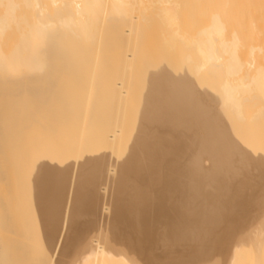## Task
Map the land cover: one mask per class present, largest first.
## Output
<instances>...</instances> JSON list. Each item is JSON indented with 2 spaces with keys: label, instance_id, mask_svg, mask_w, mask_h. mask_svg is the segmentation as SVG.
I'll return each mask as SVG.
<instances>
[{
  "label": "bare ground",
  "instance_id": "1",
  "mask_svg": "<svg viewBox=\"0 0 264 264\" xmlns=\"http://www.w3.org/2000/svg\"><path fill=\"white\" fill-rule=\"evenodd\" d=\"M141 1L0 0V205L12 173L51 186L0 209V264H264V28Z\"/></svg>",
  "mask_w": 264,
  "mask_h": 264
},
{
  "label": "rangeland",
  "instance_id": "2",
  "mask_svg": "<svg viewBox=\"0 0 264 264\" xmlns=\"http://www.w3.org/2000/svg\"><path fill=\"white\" fill-rule=\"evenodd\" d=\"M19 1H21V0H19ZM135 1H140V0H135ZM150 1V0H149ZM155 1V0H154ZM195 3H194V2ZM200 1V2H199ZM214 0H181V2H182V4H181V6L179 7V10H180V14H178L177 13V17H179V21L180 22H182V23H179L180 24V26H182V24L184 23V22H187V23H184V24H186L187 25V27H188V31H187V33L190 35V34H192V33H194L193 31L195 30H193V29H191V30H193L191 33H189V27H192V28H197L198 26H197V24H199V26H201L202 25V27H199L200 29H203L205 26L207 27V25L208 26H210L211 25V20L213 19V16H217V17H219V16H222L224 19H222V20H224L225 22H223L224 23V26L226 27V29H225V31L226 32H223V34L225 33L226 35H224V36H226V38H229L230 36H231V34H236L237 32H236V30H238V29H241L239 26L240 25H242V23H238V21H240V19L239 20H237V22H235L234 23V21H236L235 19H233V18H235V16H237L236 18H239V15L242 17L241 18V22L243 21V23H245L246 21L247 22H249L248 21V19L250 20V22H249V24L248 25H250V23H251V25H252V27L254 26L253 25V23H257V21L258 22H261L260 24H257V26H256V24H255V27H258L259 25H260V27L263 29L264 27H263V25H264V22L262 21V20H264V17H263V15H256L255 13H257V11L259 10V7H257L256 8V6L255 5H253V3H252V1L251 0H248V2H246V0H244L246 3H248L247 5L249 6L250 4H252L253 5V7H255V9L252 7V5H250L251 7H252V9H254V11L256 10V9H258L257 11H253L254 13H251L250 11H251V7H247L245 4V2L242 0H240L242 3L240 4L241 6L239 7L238 5V11H239V13H238V11L236 10V9H234V7H232V5H236V4H238V3H236V1H234V3H232L233 1L232 0H221V2H219V1H217L216 2V0H215V2H213ZM227 1H231V3L232 4H228V5H230V7L228 6V8L229 9H225V10H229L230 12H231V9L233 8L234 9V11L233 12H231V13H229V11H223V6L225 7V8H227L226 7V5H227ZM238 2H239V0H237ZM141 2H143V0L141 1ZM148 1H146V3H147ZM150 2H152L153 3V5H152V3H150ZM150 2H148V6L146 7V5L147 4H145L144 2V5L142 4H139V5H134V6H132V7H130L131 9H130V11H133L134 10V13L136 14V12H138V11H141L142 10V7L144 8V6H145V8H148V7H150V8H152V9H150V10H153V8L155 9V10H158V8L160 7V5H158V4H155L154 2H153V0H151ZM184 2V3H183ZM223 2V3H222ZM227 2V3H226ZM250 2V3H249ZM149 3H150V5H149ZM204 3V4H203ZM207 4V6H206V4ZM218 3H220V4H218ZM155 4V5H154ZM192 4V5H191ZM217 4V5H216ZM49 5H50V3H49ZM141 5V6H140ZM159 6L157 9L155 8V7H157V6ZM220 5V6H219ZM154 6V7H153ZM206 6V7H205ZM237 6H235V7H237ZM22 7V6H21ZM23 7H24V9H23ZM22 7V9L20 10V12H18V13H20V14H22V13H24V14H22V15H24V17L26 18V20H30V19H28V18H30L31 17V15H30V13H31V11H30V9L28 10L25 6H23ZM163 7V6H162ZM162 7H160L159 9H162ZM205 7V8H204ZM209 7H210V9H212V10H214L215 12L216 11H218L217 13H218V15L215 13V12H213V11H211L210 9H209ZM216 9H215V8ZM232 7V8H231ZM247 7V8H246ZM26 8V9H25ZM144 8V9H145ZM195 9V11H194V9ZM221 8H223V9H221ZM231 8V9H230ZM242 8H244L243 10L245 11V10H250V11H245V13L244 12H242L243 10H242ZM48 9H51V5H50V7L48 8ZM141 9V10H140ZM143 9V10H144ZM218 9V10H217ZM222 10V12H225L224 14L222 13V15L220 14L219 15V13H220V11L219 10ZM232 9V10H233ZM260 9H261V7H260ZM264 9V8H263ZM263 9L262 10H260L259 12H261V14H262V12H263ZM2 10H3V7H2V5H1V3H0V14H1V12H2ZM22 10H26L25 12L24 11H22ZM150 10H146L145 9V11H150ZM236 10V11H235ZM30 11V12H29ZM198 11V12H197ZM205 11V12H204ZM29 12V13H28ZM127 12H128V10H127ZM142 12L143 11H141L140 13L142 14ZM182 12L184 13V14H182ZM193 12H196V14H194ZM235 12H237V13H235ZM247 12V13H246ZM17 13V14H18ZM192 13L194 14V15H192ZM214 13V14H213ZM233 13H235V16H234V14ZM242 13H243V16H242ZM249 13V14H248ZM28 14V15H27ZM144 14V13H143ZM201 14V15H200ZM213 14V15H212ZM245 14H246V16H245ZM247 14L249 15V16H247ZM256 16H254V15ZM260 14V13H259ZM25 15H27V16H25ZM184 15V16H183ZM195 15H196V17H195ZM209 15H211V16H209ZM228 15H230V17H231V19H233L234 21L232 22L233 24H228L229 22H227V19H229L227 16ZM252 15H253V17H252ZM186 16H188L187 18H186ZM193 16L195 17V19H193ZM225 16V17H224ZM234 16V17H233ZM180 17H182L183 18V20H182V18H180ZM185 17V18H184ZM207 17V18H206ZM226 17H227V19H226ZM233 17V18H232ZM247 19H246V18ZM252 17V18H251ZM256 18V20H255V18ZM258 17V18H257ZM261 17H263V18H261ZM197 18V19H196ZM210 18H211V20H210ZM244 18V19H243ZM253 18H254V20L256 21V22H254V20H253ZM260 18L262 19L261 21H260ZM184 19H186V20H184ZM189 19V20H188ZM221 19V18H220ZM226 19V20H225ZM231 19H229V20H231ZM246 19V20H245ZM193 20V21H192ZM203 20V21H202ZM184 21V22H183ZM211 21V22H210ZM232 21V20H231ZM159 22V23H158ZM158 22H156L155 24H157V25H153L154 27H158L159 26V24H161L162 25V22H160V20L158 21ZM190 22L193 24H191L190 25ZM195 22H197V23H195ZM227 22V25H230V27L229 26H227L225 23ZM253 22V23H252ZM210 23V24H209ZM231 23V22H230ZM234 24H236V25H234ZM237 24H238V26H237ZM160 25V26H161ZM185 25V26H186ZM246 25V24H245ZM185 26H182V27H185ZM204 26V27H203ZM231 26L232 27H234V30L237 28V27H239L238 29H236L235 31L234 30H232L231 29ZM235 26H237L236 28H235ZM186 27V28H187ZM228 27V28H227ZM245 28H250L251 29V26H247V27H244V29ZM16 29V28H15ZM15 29H14V27H12V29L10 28L9 29V31H6V33H5V36H7L8 37V40H6L7 39V37H6V39L4 38V41L6 40L7 41V43H4V44H7L6 46L5 45H3V46H5V49H11V47L13 46V44L15 45V43H17L19 40H18V31H15ZM231 29V30H230ZM261 29V30H262ZM17 30V29H16ZM154 30V29H153ZM153 30H151V31H153ZM198 30V29H197ZM232 31V32H230V31ZM242 31H243V27H242V29H241ZM257 31V30H255V31H253V30H247L246 29V37H248L247 35H248V33L250 32V34L249 35H253L252 34V32L251 31H253V32H255V34H259L260 33V36L262 37L263 36V33H264V31H263V33H262V31ZM13 33V34H11V35H9L11 32ZM15 31V32H14ZM196 31V30H195ZM201 30H199L198 32H200ZM247 31H248V33H247ZM154 32V31H153ZM231 34H230V33ZM234 32H236V33H234ZM245 32V30L243 31V33ZM259 32V33H258ZM15 33V34H14ZM196 34H197V31L195 32ZM152 34V33H151ZM196 34L193 36V38L194 39H196ZM241 35L242 33H240V30H239V32H238V34H236V35ZM262 34V35H261ZM193 35V34H192ZM198 35V34H197ZM227 35H230L229 37H227ZM9 36L11 37L10 39H9ZM241 36H244V35H241ZM256 36V35H255ZM259 35L257 36L258 38L260 37ZM15 37V38H14ZM261 37L259 38L260 40H261ZM14 38V39H13ZM198 38V37H197ZM255 37H253V39H254ZM262 38H264V37H262ZM150 39V38H149ZM246 39V38H245ZM248 40L247 41H250V39L249 38H247ZM11 42H10V41ZM16 40V41H15ZM3 41V42H4ZM246 41V40H245ZM262 41H264V39H262ZM8 43H10L9 45H8ZM8 47V48H7ZM8 51V50H7ZM264 58V57H263ZM259 59V58H258ZM257 59V60H258ZM264 59H260V61L258 60L257 61V63L259 62H262L263 64H264ZM205 162H207V163H205V165H207V164H209V161L208 160H206ZM34 171L35 170H29V172H28V170H23L22 172H19V173H17V172H15V173H17L16 174V176H15V178H14V175H13V173H12V175L11 176H13L12 177V179L10 178V181L8 182V186H10V187H14L13 189L14 190H12V191H14V194H15V198H13L12 200L11 199H7V201H5V203L4 204H2V207H1V205H0V209H2V211L4 210V208H5V210H4V212L5 211H8L9 213H15V210H17V208H18V210H20L21 208H25V209H27V207L29 208V205L31 204V203H35V202H38V201H40L41 203H42V200H44L43 198H42V200H35V198H34V196L36 195V194H39V195H41V197H45L47 194H48V192H50V190H48L50 187H48L49 186V184L47 183V182H42V180H44L45 178H44V176H48L49 174H47V172L45 171V170H40L39 171V173H35V174H37V176L39 175L40 176V181L39 180H35V177H34V175L35 174H33L34 173ZM30 173V176H31V172H32V178H31V180H30V182L31 183H33V184H31L30 183V185L27 183V176H25L26 174L28 175V173ZM41 172V173H40ZM255 173V172H254ZM9 175V174H8ZM42 175V176H41ZM26 177V178H25ZM28 177H29V175H28ZM18 178V179H17ZM19 178H20V180H19ZM30 178V177H29ZM13 179H14V182H12V186L9 184V183H11V180L13 181ZM33 180H35V182L33 181ZM25 181V182H24ZM29 181V180H28ZM0 182H2L0 185V187H3L4 188V185H6V184H4L5 182H3V180H1ZM18 182V183H17ZM23 182H24V185H23V187H22V184H23ZM15 183V184H14ZM28 186H30V189H31V191H28V189H27V185ZM46 183V184H45ZM262 183H263V185H262ZM3 184V185H2ZM17 184V185H16ZM19 184H21L20 186H19ZM35 184L36 185H39V187L41 188H39V187H35ZM43 185V186H42ZM16 186V187H15ZM25 186V187H24ZM27 186V187H26ZM31 186L33 187V188H35V189H37L38 188V191H43V193L44 192H46L47 190H48V192H46V195H45V193L42 195V192H41V194L37 191H34L35 189H33V188H31ZM47 186V187H46ZM261 186V187H260ZM263 186H264V179H262L260 182H259V186H258V188L255 190V193L257 194V195H260V197L261 196H263L264 195V188H263ZM10 187H7L8 189H10ZM19 187V188H18ZM21 187V188H20ZM22 188L24 189L23 191H22ZM263 188V189H262ZM0 189H2V188H0ZM18 189V190H17ZM20 189V190H19ZM43 189V190H42ZM261 189V190H260ZM26 190V191H25ZM263 191V193L262 192H260V191ZM21 191V192H20ZM28 191V192H27ZM33 191V192H32ZM1 192V191H0ZM9 194H10V192H8ZM11 193H13V192H11ZM20 193H22V194H20ZM25 193V194H24ZM34 193V194H33ZM13 194V195H14ZM31 194V195H30ZM262 194V195H261ZM20 195H22V197L20 196ZM110 195H111V191L109 192V195H108V198L110 199L111 197H112V195H111V197H110ZM10 196H12V194L10 195ZM13 197V196H12ZM20 197V198H19ZM8 198V197H7ZM22 198V199H21ZM25 200H24V199ZM29 199V200H28ZM34 199V200H33ZM10 201V202H9ZM261 201H262V199H261ZM260 201V202H261ZM6 202H8V204L6 203ZM15 202V203H14ZM263 202V201H262ZM261 202V203H262ZM12 203H14V206L12 207V210L10 209V205H13ZM6 204V205H5ZM6 207H5V206ZM3 206H4V208H3ZM31 206V205H30ZM9 207V208H8ZM6 208L8 209V210H6ZM10 209V210H9ZM12 211V212H11ZM15 217H16V214L14 215ZM252 216V217H251ZM8 217V215L6 216V218ZM12 217V216H11ZM93 217V216H92ZM3 218H5V217H3ZM5 218V219H6ZM253 218V215H252V213L250 212L247 216H246V218H245V220H244V226L246 227V228H249L250 227V225L249 224H251V223H254L255 224V226L257 225V221L258 220H255V222H254V218H253V220H251ZM9 219H11V218H9ZM102 219H103V217H102ZM8 220V219H7ZM81 220H85V219H81ZM109 222V217H105L104 219H103V221L101 220V223L104 225V227H108L109 226V224H108V222ZM104 222V223H103ZM106 222H107V224L108 225H106ZM247 222V223H246ZM251 222V223H250ZM87 224H89V222H87ZM1 229H0V235L2 234L1 233ZM4 233H6V232H4ZM233 241V240H232ZM230 242V244L228 245V251L225 253V255L223 256V259H224V261H227V258H228V255H229V251H230V247H231V245H232V243L233 242ZM183 243V242H182ZM176 245H179V246H188V247H191L192 246V244L190 245L189 243H185V244H181V243H179V244H176ZM182 248H185V247H182ZM64 258V259H66V258H68L67 256H61V258Z\"/></svg>",
  "mask_w": 264,
  "mask_h": 264
}]
</instances>
